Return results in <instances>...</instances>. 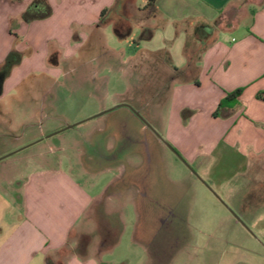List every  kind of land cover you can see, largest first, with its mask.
<instances>
[{
    "label": "rangeland",
    "instance_id": "rangeland-1",
    "mask_svg": "<svg viewBox=\"0 0 264 264\" xmlns=\"http://www.w3.org/2000/svg\"><path fill=\"white\" fill-rule=\"evenodd\" d=\"M142 37L134 29L118 39L109 26L56 80L35 73L3 92L0 158L22 150L0 161V190L17 203L8 178L17 174V187L34 171L60 169L103 196L118 244L102 264H264V161L217 185L207 178L215 158L191 165L170 150L169 65L163 53L132 51Z\"/></svg>",
    "mask_w": 264,
    "mask_h": 264
},
{
    "label": "crops",
    "instance_id": "crops-1",
    "mask_svg": "<svg viewBox=\"0 0 264 264\" xmlns=\"http://www.w3.org/2000/svg\"><path fill=\"white\" fill-rule=\"evenodd\" d=\"M33 1L0 0V65L12 50L23 55L0 97L35 73L56 80L107 27L118 39L135 29L145 37L131 42L134 53L167 58V137L175 151L191 165L215 158L207 178L217 185L264 161V0H44L50 16L26 23ZM236 90L233 109L215 114ZM16 175L7 184L17 203L0 190V264H102L101 254L118 244L102 214L104 197L60 169L34 171L14 187Z\"/></svg>",
    "mask_w": 264,
    "mask_h": 264
},
{
    "label": "trees",
    "instance_id": "trees-1",
    "mask_svg": "<svg viewBox=\"0 0 264 264\" xmlns=\"http://www.w3.org/2000/svg\"><path fill=\"white\" fill-rule=\"evenodd\" d=\"M154 0H149L148 3H152ZM51 10L48 4L44 0H34L27 10L22 15V20L26 23H30L35 20H42L49 17ZM23 58V55L17 51L12 50L4 62L0 65V95L2 91V85L4 81L9 77L12 69L18 66ZM241 90H236L235 92L228 94L218 105L215 112L218 113L221 109L232 110L237 98L239 97ZM264 99V98H263ZM190 115L189 111H182L181 116L183 120H186ZM176 154H178L174 149H172ZM179 155V154H178ZM180 156V155H179ZM251 196V197H250ZM250 197L251 200L253 195L248 194L247 198ZM246 206V205H245ZM50 264V262L48 263Z\"/></svg>",
    "mask_w": 264,
    "mask_h": 264
},
{
    "label": "water",
    "instance_id": "water-1",
    "mask_svg": "<svg viewBox=\"0 0 264 264\" xmlns=\"http://www.w3.org/2000/svg\"><path fill=\"white\" fill-rule=\"evenodd\" d=\"M136 114V113H135ZM101 115V114H100ZM73 127H75V125H72V126H69V125H67V126H65V128L64 129H71V128H73ZM63 129V130H64ZM56 133H58V132H56ZM56 133H53V134H51V135H48L47 137H45V138H49L50 136H52V135H54V134H56ZM41 140H39V141H37V142H40ZM36 142V143H37ZM167 148H170L169 146H168V144H166V143H164V142H162ZM22 149H20V150H17V151H15V152H13V153H10L9 155H7V156H5V157H2V158H0V161L1 160H3V159H5V158H7V157H10V156H12V155H14V154H16L17 152H19V151H21ZM170 150H172L171 148H170ZM174 152V151H173ZM180 159V158H179ZM182 162L185 164V166L190 170V168H189V166L182 160ZM191 171V170H190ZM234 218H235V220L237 221V222H239L242 226H244V224L241 222V220L239 219V217H237L236 215H234ZM245 227V226H244Z\"/></svg>",
    "mask_w": 264,
    "mask_h": 264
},
{
    "label": "flooded vegetation",
    "instance_id": "flooded-vegetation-1",
    "mask_svg": "<svg viewBox=\"0 0 264 264\" xmlns=\"http://www.w3.org/2000/svg\"><path fill=\"white\" fill-rule=\"evenodd\" d=\"M131 112H132V113H134V114L136 113V111H135V110H134V112H133V111H131ZM169 214H170V216H171V213H169ZM169 214H168V215H169ZM159 220H163V219H159Z\"/></svg>",
    "mask_w": 264,
    "mask_h": 264
}]
</instances>
